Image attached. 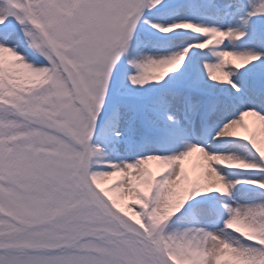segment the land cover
I'll return each mask as SVG.
<instances>
[{
  "label": "snow or ice",
  "instance_id": "snow-or-ice-1",
  "mask_svg": "<svg viewBox=\"0 0 264 264\" xmlns=\"http://www.w3.org/2000/svg\"><path fill=\"white\" fill-rule=\"evenodd\" d=\"M0 264H264V0H0Z\"/></svg>",
  "mask_w": 264,
  "mask_h": 264
}]
</instances>
